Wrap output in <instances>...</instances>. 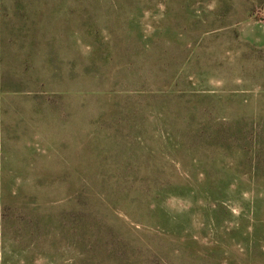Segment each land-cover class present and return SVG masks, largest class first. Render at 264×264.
<instances>
[{
  "label": "rangeland",
  "instance_id": "rangeland-1",
  "mask_svg": "<svg viewBox=\"0 0 264 264\" xmlns=\"http://www.w3.org/2000/svg\"><path fill=\"white\" fill-rule=\"evenodd\" d=\"M0 264H264V0H0Z\"/></svg>",
  "mask_w": 264,
  "mask_h": 264
}]
</instances>
